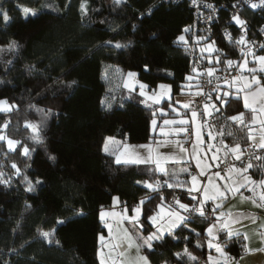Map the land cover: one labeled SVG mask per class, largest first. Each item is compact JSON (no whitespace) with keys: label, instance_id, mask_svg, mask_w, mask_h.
<instances>
[{"label":"trees","instance_id":"1","mask_svg":"<svg viewBox=\"0 0 264 264\" xmlns=\"http://www.w3.org/2000/svg\"><path fill=\"white\" fill-rule=\"evenodd\" d=\"M214 1L231 4L234 0ZM80 4L81 0H0V7L10 16L5 22L0 15V48L4 49L0 51V99L17 105L11 113H0V125L10 121L4 133L21 141L14 152L0 142V172L9 181L0 184V264H99V236L105 233L100 209L112 205L113 197H118V204L130 210L147 192L136 181L163 179L150 173L152 165L117 164L113 154L103 150L106 137L122 144L147 142L157 109L141 102L144 98L137 87L132 90L122 85L106 100L112 105L106 109L101 100L109 91L104 79L108 66L123 75L134 71L149 90L159 83L170 85L171 98L160 104L167 106L188 82L185 77L193 76L196 61L208 67L215 65V53L211 54L210 64V54L203 57L197 51V44L206 43H197L199 32L184 35L187 50L183 43H174L184 25L194 19L185 0H126L119 6L114 0H87V15L81 13ZM24 7L35 15L26 16ZM241 14L254 25L263 21L261 13L247 7ZM226 18H219L209 37L226 58L240 62L235 48L220 33L228 26ZM13 41L17 48L8 51ZM116 42L126 47L116 48ZM215 67L222 69L223 65ZM71 81L76 83L68 87ZM223 89L232 95L227 107L213 119L218 129L232 132L231 136L221 137L226 144L245 147L249 142L250 110L245 109L242 98L232 88ZM37 108L51 112L44 119ZM240 112L245 114V125L227 120ZM42 119L43 143L36 144L24 122L40 123ZM23 145L34 149L29 157L21 155ZM50 155L55 160L49 159ZM13 162L22 175H14ZM24 175L35 185L32 191L26 190ZM37 179L43 183L35 184ZM175 191L183 202H189L187 191ZM157 203L158 198L142 206L143 219L153 213ZM208 208L211 213L210 204ZM58 219L65 223L57 224ZM212 219L194 217L189 228L199 232V237L188 229L177 230V239L166 237L156 242L152 251L144 248L145 255L151 264H178L174 253L187 246L198 257V264H206L213 250L207 245L204 230ZM144 227L145 233L151 231ZM53 230V242L49 244L40 232ZM185 236L189 240H184ZM197 241L202 247H196ZM242 243L241 238L229 241V255H239ZM184 264L192 262L185 260Z\"/></svg>","mask_w":264,"mask_h":264},{"label":"snow or ice","instance_id":"2","mask_svg":"<svg viewBox=\"0 0 264 264\" xmlns=\"http://www.w3.org/2000/svg\"><path fill=\"white\" fill-rule=\"evenodd\" d=\"M126 0H114V3L119 6L122 3H125ZM202 0H191V3L194 6H197L199 10V4ZM241 4H247L251 9H261L264 10V0H237V3L233 4L232 7L237 9ZM204 7L211 10V14L206 17V20L211 21L213 16L216 14L217 9L211 3H205ZM88 5L87 0H81L80 11L82 14L87 15L88 13ZM23 13L27 16L28 14L35 15V12L32 9L24 7L22 9ZM149 14H151V9H149ZM0 15L3 16V20L5 22L9 21L10 16L7 10H4L0 7ZM231 22L237 25L241 29V36L239 39L234 40L232 34L224 29V38L230 43H235L236 45L241 46V56L243 57V62L234 61L232 59L226 58L225 54L221 49L216 47V41L210 40V37L200 36L197 37V43L200 41H205V47L201 49V52L207 51L210 55L207 57L210 64L213 63V56L211 54L215 53L214 61L215 65H223V68H217L215 65L213 67H208L206 69H199L198 67H193L192 72L196 73V76H186V81H193L197 79L198 76L206 75L209 79L207 80L208 85H212L210 90L206 93L204 91V87L197 83L195 85L196 91L192 92L193 85L189 83L186 87L189 89V95L193 97L187 101L177 100L176 103L179 104L183 109L191 112V124L196 125L197 117H213L214 114H220L222 108H226L229 102L228 98L232 95L231 91H225L219 81L223 80L225 85H228L229 89H231L232 85L237 83L238 81H243V88L237 89V92L243 91L245 89L248 92L244 95V107L245 109H251L253 113H256L258 110L261 113H264V83H262L261 77L256 75L257 72L264 73V55H257L253 50V47L249 45H253L255 42L249 41L246 38L247 35V22L241 19L238 12L234 13L231 17ZM185 33L190 31V28H185L183 30ZM264 31V29H261ZM155 36V34H153ZM158 38V37H157ZM105 43L112 44V41H107ZM174 43H183L185 45V49L187 50L188 41L185 39L184 35H180L176 38ZM8 51H15L17 48V44L15 41L11 42L8 46ZM114 47L121 48L126 47V45H122L119 42L114 44ZM261 50H264V44L259 45ZM3 48H0V51H3ZM252 57V63L258 64L259 67H248L249 60L248 57ZM11 63V61H9ZM233 66L237 67L241 72L247 71L251 75L250 76H231L230 79L222 78L216 76V73L223 70L227 71L228 69L233 68ZM145 70H148V66L145 65ZM137 74L134 72H129V77H135ZM216 78L217 83L215 85L212 84V77ZM76 81H71L67 86L71 87L75 84ZM125 87H128V84L125 83ZM140 92L139 95L146 96L145 89L148 88V85L140 83L139 84ZM158 88L165 90V93L168 94L169 99L171 98V86L170 85H158ZM255 88V91L252 89ZM134 90V88L132 89ZM185 92V86L181 87V94L183 95ZM213 93H216L213 96ZM163 95V94H161ZM206 96L207 101L203 105V112L199 111V105L197 107H192L195 101V97ZM147 100H151L153 104H159L160 99L157 98V93L153 90L151 95L146 96ZM145 103V101H141ZM101 104L106 107V109H111V103H106L105 100H101ZM259 104L260 107L257 109L256 105ZM150 106V105H149ZM30 107H35L30 105ZM169 108L173 112H175L178 116L180 115L177 108H175L172 104H169ZM15 109H17V105L9 103L6 99H0V113H11ZM211 109V111L209 110ZM38 112L44 114V119L50 114L51 110L45 111L44 109H36ZM161 114H164V110H159ZM155 111L153 112V116L155 117ZM245 114L240 112L237 115L228 116L227 120L235 122L239 125H245L244 120ZM253 122L256 121V116L253 115ZM164 125H181L175 129V133L178 135L179 133L186 132L188 129L182 127V125L189 124L187 119H165ZM262 125V131H264V121L260 122ZM10 124V121H5L3 125H0V142H6L7 149L9 152H14L18 150V145L21 144V141L14 140L9 138L6 134H3V129H6ZM44 120L42 119L40 123H35L31 121H25V128L31 131L30 139L36 144H42L43 139L41 136V132L43 129ZM152 125L155 128L157 126L156 120H152ZM205 126H207L210 130L208 132V139L214 140L217 136L224 137L225 135L231 136L232 132L229 131L225 133L223 128L215 130V134L213 133L214 126L211 125L207 119H201L200 129L202 130ZM251 129H249L248 140L253 141L255 137L251 135ZM197 137V144L193 145V151L191 153V158L196 160V168L199 170L194 174V171L189 167H181L179 173L172 172L169 173L167 167L162 165H167L168 163L179 164L183 162V158H177L175 154L173 155H164L162 153L156 152L153 155V150L150 146L140 145V148H146L148 150L147 156H142L138 151H136L137 146H126L129 149L128 158L121 160L120 156L116 157V163H135V164H155L154 169H149L150 173L153 175L158 174L163 179H146L143 181H136L138 185H142L144 189L147 190L145 196L139 201L136 207L131 209V215H129V209L127 206L124 207L122 213H107L103 209L100 212V220L104 227L108 228L109 237L106 238L103 234L99 236V241L101 242V250H98V256L100 257V264H108V261L103 257L102 249L109 248L110 249V258L111 264H118L117 259L111 256V253H115L116 256L123 257L125 253L132 248H135L137 253V264H150L149 259L145 255H141V249H148L152 251L154 248V244L156 242H163L166 237H172L173 239H177L176 236L177 230L188 229L190 233H195L197 237L201 234L196 232L195 229L189 228V225L193 222L194 217L199 216L204 218L205 220L209 219V208L208 204L211 202V216L215 217L214 221L209 223L208 227L204 230L206 236L208 237L207 244L210 249H215L216 253H218L219 257L223 258V264H239V261L235 257H230L227 251L228 242L234 239H239L241 236L243 237V243L241 244L242 254L240 259L244 258L246 254H252L256 252H264V247L253 249L249 246V236L247 233H241L239 230L233 229L232 225L241 223L243 219H251L253 223L257 222V217L252 215H245L243 213L233 214L228 212L227 214L222 209L224 202L228 199L229 196L240 195L242 199L250 200L251 203L260 209H264V179L260 181H255L252 179L250 175H246L250 169L254 167L251 163V159L262 160L264 157L254 155L251 157L249 162L246 165H242L237 168L235 165L230 167L227 172H224L222 175L221 171H214L211 175L207 176V183L200 180V177H204L206 175V170L212 168V164L219 160V156L216 153H219L221 150L225 151V155L229 153L235 157V160H241L244 155V150L241 148L240 144H235V146H229L225 144L223 140L220 141V147H216L215 145H209V147H216V152L213 153L211 160L212 163L204 164L205 157L199 155L197 151L198 145L204 143L201 140V131H196L195 133ZM113 141L112 137H108L105 139L104 143V152L109 153V143ZM164 145H158V147ZM177 148H179L181 153L187 152V149L183 147L179 142H177ZM250 147L252 145H249ZM259 149H264V134L260 137V142L256 145ZM34 149H31L28 145H23L21 155L24 157H29L31 152ZM49 159L55 160L54 156H49ZM12 169L15 170L14 175L20 176L22 175L21 169L18 165L13 162L11 164ZM216 167H219V164H216ZM187 174L190 178L189 180H180L179 174ZM238 174L242 177L243 183L239 179H234L233 175ZM4 173L0 172V184L9 183L8 180L3 179ZM215 178V182L214 179ZM24 182L27 183V191H32L34 189L33 182L29 179L27 175L23 176ZM222 182V183H221ZM43 182L40 179L35 181V184H42ZM252 185V187H249ZM260 187L261 191L256 196L253 197H244L241 189H247L252 192L254 195L256 194V187ZM170 189L171 192L165 193L164 189ZM176 189H182L187 191L189 195V202H183L181 196L176 194ZM172 196V200L168 201V196ZM159 203L155 205V210L153 214L147 216V222L152 226L154 231L148 233L147 236L142 235L143 231H145L144 221H143V208L142 206L145 203H151L152 200L157 199ZM119 203L118 197H113V205H117ZM76 215H83L82 212H76ZM108 215L116 216L120 215L122 221H127L130 225H132L131 229L124 228L123 234H117L113 236L111 225L105 220V217ZM227 216V219H225ZM64 220H57V224H64ZM261 229H264V224L260 225ZM134 233H140L138 235H134ZM261 237V242L264 244V231L257 233ZM40 236L49 244L53 242L54 230L49 231H41ZM224 237L223 242H221V237ZM184 240H189L188 236L183 237ZM59 244V241H56ZM196 247H202V244L197 241ZM178 264H184L185 260L192 262V264H198V257L195 256L187 246L180 252L174 253ZM120 264H123V261H120ZM163 264H168L167 261H164ZM208 264H220L219 260L214 259L211 255L208 257Z\"/></svg>","mask_w":264,"mask_h":264},{"label":"crops","instance_id":"3","mask_svg":"<svg viewBox=\"0 0 264 264\" xmlns=\"http://www.w3.org/2000/svg\"><path fill=\"white\" fill-rule=\"evenodd\" d=\"M124 77V75H123ZM187 86V84H185ZM138 89V87H137ZM148 89V88H147ZM149 90V89H148ZM192 92H195L196 89H192ZM184 99L183 101H187L191 99L192 97L189 95V89H186L184 92ZM164 99L160 101L159 104H153V102L149 104H153L157 106V109L155 110V117L152 118L156 120L157 126L154 128L152 125V120L150 123V134L151 137L147 142H141V143H120L119 141L115 140L113 138V141L109 143V152L113 154L114 160L116 162V157L120 156L121 160L123 161L124 159L128 158V153L129 149L126 148V146H137L136 151H138L142 156H147L148 150L146 148H140L138 146L140 145H147L150 146L151 149L153 150V155H155L156 152L162 153L164 155H173L175 154L177 158H183V162L179 164H174V163H168L167 165H162L167 167L169 173L176 172L179 173V170L181 167H189L191 170L194 171V174L198 172L199 170L196 168V160L191 158V153L193 151V145L197 144V137L195 135L196 131H201V140L204 141V143L199 144L197 151L199 152V155L202 157H205L204 159V164H209L212 163L211 157L213 153L216 152V147H220V139H214V140H209L208 139V131H205L204 128L201 130L199 125L200 122H198L196 125L191 124V112L183 109L179 104L176 103L175 97L173 96V101L172 104L175 108L178 109L180 115L178 116L175 112L169 108V104L167 106H160L161 102ZM148 103V102H147ZM210 103V102H209ZM160 109L164 110V114L162 115L161 112L159 111ZM165 119H187L189 121V124L182 125V127H185L188 129L186 132L179 133L178 135L175 133V129L178 127H181V125H164V120ZM108 138V137H106ZM105 138V139H106ZM249 141V140H248ZM177 142H179L181 145H183L184 148L187 149V152L181 153L179 148H177ZM224 142V141H223ZM105 143V140H104ZM225 143V142H224ZM226 144V143H225ZM158 145H164L158 147ZM209 145H215L216 147H209ZM249 145H252L251 147ZM229 146H235V145H229ZM244 150V153L248 150L255 151L257 150V153L255 155L262 156L264 157V149H259L256 147L255 144H252L250 141L248 142V145L245 147H241ZM219 156V160L216 161L215 163L212 164L211 169L206 170V175L204 177H200L203 182L207 183V176L211 175L212 172L214 171H221L222 170V175L224 172H227L230 167L227 169L225 168V163L229 158L233 159V155L230 153L228 155H225V151L221 150L219 153H216ZM264 162V159L262 160H255L251 159V163L254 165L252 169L249 170V172L246 175H250L253 180L255 181H260L264 177V167L262 166ZM120 164H125V163H120ZM129 164H135V163H129ZM216 164H219V167H216ZM152 165L155 168V164H148ZM241 166L238 165L237 168ZM234 179H239L241 183H243L242 177H240L238 174L233 175ZM179 179L180 180H189L190 178L187 176V174L180 173L179 174ZM214 182H215V178ZM222 183V182H221ZM249 187H252V185H249ZM261 191L260 187H256V193L259 194ZM241 192L243 193L244 197H253L256 198V195H254L252 192L248 191L247 189H241ZM258 196V195H257ZM232 201H238V202H233ZM227 203V205H225ZM230 203V205H229ZM210 207H212L211 202H209ZM230 206V208H227V206ZM136 205H133L132 208L136 207ZM115 210H120V213L123 212L124 207H122L120 204L117 205H110L107 207H103L99 211V218H100V212L103 209L105 212L110 213L111 209ZM131 208V209H132ZM131 209L129 210V214L131 213ZM220 211L225 212L226 214L228 212H231L233 214H239L243 213L245 215H252L256 216L257 222L253 223L251 219H243L241 223L234 224L232 225L233 229L239 230L241 233H247L249 236V246L253 249L256 248H261L264 247V244L261 242V237L257 235V233L264 231V229H261L260 225L264 224V209L256 208L253 204H251L250 200L242 199L240 195L236 196H229L228 199L224 202L222 209ZM111 215H108L105 217L106 221H109V217ZM121 217L117 216V220H120ZM215 217H213L212 221H214ZM225 219H227V216H225ZM111 221V220H110ZM211 221V222H212ZM123 225L119 226V229L123 231L124 226L126 228L127 226V221H122ZM210 222V223H211ZM103 225V224H102ZM145 226V225H144ZM104 227V226H103ZM208 227V226H207ZM105 233L103 234L104 236L107 234V228L104 227ZM151 229V228H150ZM151 232V231H150ZM106 237V236H105ZM205 238L207 239V236L205 234ZM243 241V237H240ZM224 237H221V242H223ZM101 247V242L99 241L98 248H97V256H98V250ZM213 252L210 254L214 259L219 260L220 264H223V258L219 257L218 253H216L215 249H212ZM103 257L108 261V264H110L109 260L107 257L104 255ZM141 254V253H140ZM242 252L234 256L238 261L239 264H264V252H256L252 254H246L244 255L243 259H240ZM141 255H144L142 253ZM146 256V255H145ZM136 260L132 264H137V254L135 255ZM209 257V256H208ZM135 259V258H132ZM99 264H100V257L98 256ZM150 262V261H149ZM124 264V263H123ZM127 264H131V260ZM151 264V262H150ZM206 264H208V258L206 260ZM231 264V262H230Z\"/></svg>","mask_w":264,"mask_h":264},{"label":"built area","instance_id":"4","mask_svg":"<svg viewBox=\"0 0 264 264\" xmlns=\"http://www.w3.org/2000/svg\"><path fill=\"white\" fill-rule=\"evenodd\" d=\"M165 1H168V0H165ZM172 1H181V0H172ZM185 1L187 2L188 7L192 10L194 19H193V21L188 22L184 25V27L182 29V35L197 31L200 33L199 36L202 35V36L209 37V35H211V33H212V26L218 22L219 18H221L222 15H225V16H227L226 21H227L228 26L224 27L221 30V32H220L221 36L224 38V35H223L224 29L227 28V30L232 34L234 40L239 39V37L242 34L241 29L237 25H235L234 23L231 22L232 15L234 13L238 12L241 19H243L247 22L246 38L249 41L255 42L253 45H249V46L253 47V50L255 51L256 54L264 51V50H261L259 47V45L264 44V31H261V29H264V10H261V9L253 10L252 9L253 11H257V12L261 13L263 16V21L259 25H254V24L250 23V21L245 16H243L241 14L242 10L245 7L250 8L247 6V4H241L237 9H234L232 7L233 4L237 3V0H234L233 2H231V4L217 3L214 0H202V2L199 4V10H198L197 6H194L191 3V0H185ZM205 3H211L217 9L216 14L213 16V19L211 21L206 20V17L211 14V10L203 6ZM185 28H190V31L185 33L183 31ZM230 44L235 48L238 56L243 58L241 56V46L236 45L235 43H230ZM204 45H199V44L196 45L198 53L201 54L203 57L205 54H209L207 51H205L203 53L201 52V49L203 47L200 49V46H204ZM194 67H198L201 70L208 68V66H205L204 64H202L201 60L196 61L194 63ZM236 75H237L236 67H233L229 71L216 73V76H219L222 78H228V79H230L231 76H236ZM193 76H196V73H194ZM208 79L209 78L206 75H201V76H198L197 79L193 80L192 84H193V86H195L197 83L201 84L204 87V91L207 93L210 90V88L212 87V85L207 84ZM211 79H212V84L215 85L217 83L215 76L212 77ZM219 83H220L222 88L224 87V88H226V90L229 89L228 85H225L223 83V80L219 81ZM206 98H207L206 96L195 97L194 99H195L196 103H194L192 105V107L195 108V107H197V105H199V110H201L203 100ZM214 122L217 123V121H214ZM255 153H257V150H255V151L248 150L244 153L241 160H235V161L229 160L225 164V168L232 166L233 164H238L239 166L246 165L249 162V160L251 159V157L255 155ZM171 200H172V197L169 201H171ZM210 216H211V213L209 212V217ZM229 256L234 257L233 255H229Z\"/></svg>","mask_w":264,"mask_h":264},{"label":"rangeland","instance_id":"5","mask_svg":"<svg viewBox=\"0 0 264 264\" xmlns=\"http://www.w3.org/2000/svg\"><path fill=\"white\" fill-rule=\"evenodd\" d=\"M199 45H204V44H199ZM202 47L204 48L205 45H204V46H200V49H201ZM257 55H264V51L261 52V53H258ZM248 60H249V64H248V67H249V68H251V67H257V68H258V67H259L258 64H253V63H252V57H251V56L248 57ZM240 62H243V58H241ZM129 72H134V71H128V72H126V73L124 74V77H123L122 72H121L119 69L115 68V67L108 66V67L105 69V72H104V79H105V80L108 82V84H109V88H108L109 91H108V93H107V95H106V97H105V101L108 100L109 98L111 99V98L114 96V94H115L117 88H118L120 85H122V86L125 87V83L128 84V87H126V88H128V89H133V88H135V87H138V91L140 92L139 84L142 83V82H140V81L137 79L136 76H135V77H129V76H128V73H129ZM134 73H135V72H134ZM236 73H237L236 76H241V75H243V76H250V75H251V74H250L249 72H247V71L241 72L237 67H236ZM256 75H257L258 77L264 78V73L257 72ZM192 82H193V81H191V82L188 81V82H187V85H188L189 83L192 84ZM243 83H244L243 81H238L237 83H235L234 85H232L231 88L235 91V92H234L235 94L239 95V96L242 98L243 105H244V95L248 92V90L245 89V90H243V91H239V92H237V89H242V88H243ZM262 83H264V79H262ZM143 84H144V83H143ZM161 84L168 85L167 83H159L158 85H161ZM158 85H157L156 88H154V89H152V90L145 89L146 96H147V95H151L152 92H153V90H155V92L157 93V98H159L160 101H161L162 99H169V96H168V94L165 93V90H162V89L158 88ZM192 85H193V84H192ZM185 88L188 89V88L186 87V85H185ZM186 89H185V90H186ZM192 89H196L195 86H193ZM252 91H255V88H253ZM161 94H163V95H161ZM146 96H143L144 101H145L146 103H147V102H148V103H151L152 101H151V100H147V99H146ZM184 96H185V95H184V94L182 95L181 93H177V94H175V95H174V97H175V101H177V100L183 101ZM205 100H206V99L203 100L201 110H199L201 113L203 112V105H204V103L206 102ZM256 107H257V109H259L260 105L257 104ZM209 110L211 111V109H209ZM249 110H250V115H249V119H248V129H247V131H248V135H249V129L252 130V131H251V135H253V136L255 137V139H254L253 141H250V142H251L252 144L257 145V144L260 142V137H261V135L264 134V131H262V125H261V123H260L261 121H264V113L259 112V110H258L256 113H253V112L251 111V109H249ZM243 113H244V112H243ZM253 115L256 116V121H255V122H253V120H252ZM244 118H245V117H244ZM201 119H207L208 122H209L211 125L214 126V128H213V133L215 134V130L218 129V126H217V123L214 122L213 117H210V118H208V117H201V116H198V117H197L198 122H201ZM4 130H5V129H3V134H5V133H4ZM204 130L209 132L210 129H209L207 126H205V127H204ZM216 138L221 140V137H220V136H217ZM5 145H6V142H5ZM6 148H7V145H6ZM109 149H110V147H109ZM7 150H8V149H7ZM263 156H264V155H263ZM229 160H230V161H231V160L235 161V157L233 156V159H232V158H229V159L227 160V162H228ZM227 162H226V163H227ZM226 163H225V164H226ZM233 165H235V167H238V164H233ZM233 165H232V166H233ZM232 166H229V167H232ZM262 166L264 167V162H263V165H262ZM227 168H228V167H227ZM227 168H226V169H227ZM263 179H264V177H263ZM200 180H201V179H200ZM255 195L257 196L258 194L256 193ZM233 202H238V201H232V203H233ZM251 204H252V203H251ZM225 205H227V203H226ZM229 205H230V203H229ZM229 205L227 206V208H230ZM113 212L119 214V213H120V210H115V209L113 208V209L110 210V213H113ZM152 214H153V213H152ZM152 214H150V215H152ZM129 215H131V214H129ZM150 215H149V216H150ZM117 216L120 217V215H116V216H112V215H111V216L109 217V218H110L109 221H107V222L111 225V227H112V233H113V236H115V235H117V234H120V235L123 234V231L119 229V226H120V225H123V222H121V219H120V220H117ZM110 220H111V221H110ZM143 221H144V225H145V226L151 228V231H154V229L152 228V226H151L150 224H148L147 219H143ZM212 222H213V221H212ZM131 227H132V225H130L129 223H127L126 228L131 229ZM124 228H125V226H124ZM138 234H140V233H134V235H138ZM142 235L147 236L148 233H145V232L143 231ZM105 236H106V238L109 237V231H108V228H107V234H106ZM207 240H208V237H207V239H206V242H207ZM207 245H208V244H207ZM99 250H101V247L99 248ZM102 252H104V255L107 257V259L109 260V262H110V264H111L110 249H109V248H103V249H102ZM140 253H141V254L144 253V250L141 249V252H140ZM136 254H137V253H136V251H135V248H132V249H129V250L125 253V255H124L123 257L116 256L115 253H111V256H112V257H115V258L117 259L118 264H120V261H123L124 264H127V263L129 262V260H131V264H132V263L136 260V257H135ZM144 255H145V253H144ZM132 258H135V259H132Z\"/></svg>","mask_w":264,"mask_h":264}]
</instances>
